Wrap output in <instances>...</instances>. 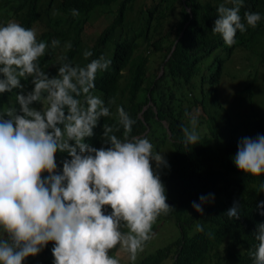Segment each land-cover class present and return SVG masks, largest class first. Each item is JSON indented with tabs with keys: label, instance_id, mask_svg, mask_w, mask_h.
<instances>
[{
	"label": "trees",
	"instance_id": "obj_1",
	"mask_svg": "<svg viewBox=\"0 0 264 264\" xmlns=\"http://www.w3.org/2000/svg\"><path fill=\"white\" fill-rule=\"evenodd\" d=\"M135 1L0 0V23L14 18L26 28L41 24L37 40L60 41L37 61L49 77L56 75L59 64L55 63L61 55L72 63L81 56L75 61L84 64L101 55L110 59L109 68L97 73L92 92L104 100L111 115L98 119L93 135L85 142L96 148L108 147L102 137L103 125L115 126L117 106H122L135 121L130 137L147 136L154 150L167 160L168 167L158 171L166 203L170 201L172 209L159 215L156 222L170 217L180 234L126 264H162L168 258L170 264H252L249 252H254L257 244L253 233L256 225L264 222L257 208V203L264 201V192L258 191L264 174L252 176L235 167L232 157L241 125L220 100L219 91L222 77L229 73L225 64L233 62L235 55L244 54L249 70L241 68L239 72L246 74L244 92L253 118L259 115L253 106L256 98L252 86L260 76L255 66L264 61V18L244 33L237 30L236 42L226 46L220 35L211 31L216 7L222 0H144L137 16L129 17ZM70 9H77L79 14L73 16ZM245 11L260 12L264 17V0H244L242 20ZM101 12L113 18L95 38L88 49L92 55L86 60L81 53L82 33L91 16ZM68 42L71 48L64 47ZM151 51L160 53L161 60L149 75ZM30 79L20 81L22 88L0 94V108L13 105L18 111L15 95L31 90ZM186 112L199 113L196 128L206 125L198 143L188 146L181 143V126L189 123ZM234 113L238 117L239 113ZM114 134L120 137L122 128ZM165 147L167 151L163 152ZM54 157H58L60 169L61 162L70 159L66 152H56ZM208 193H214V201L203 205V214L197 213L191 202H199L198 196ZM234 202L240 206V215L230 220L225 213ZM197 223L203 231H196ZM53 243L49 241L40 251L38 264H52ZM33 259L29 255L22 264H30Z\"/></svg>",
	"mask_w": 264,
	"mask_h": 264
},
{
	"label": "clouds",
	"instance_id": "obj_2",
	"mask_svg": "<svg viewBox=\"0 0 264 264\" xmlns=\"http://www.w3.org/2000/svg\"><path fill=\"white\" fill-rule=\"evenodd\" d=\"M243 4L222 0L216 7L211 31L226 46L236 42L237 30L244 33L264 18L260 12L245 11L242 20ZM70 12L79 14L77 9ZM59 44L58 39L37 40L35 29L15 21L0 23V94L22 88V79L30 77L32 84L31 90L16 93L18 111L13 105L0 108V264H22L29 255L34 258L30 264H38L49 241L54 242L52 264H120L110 255L117 246L134 262L152 238L157 217L172 209L158 171L168 167L167 160L147 136L130 137L135 121L122 106L116 109V125H103L108 147L85 142L98 119L111 115L92 89L97 73L112 61L101 55L86 64L76 63L75 57L72 63L61 55L56 75L49 77L37 61ZM64 47L71 48V43ZM91 55L90 50L83 52L86 60ZM33 102L41 107H33ZM186 115L189 126H181V143L188 146L200 140L199 113ZM121 128L118 137L114 133ZM236 147L232 161L238 170L264 174V134L242 137ZM56 152L70 157L61 162V169ZM258 191L264 192V182ZM214 198V193L201 194L191 207L203 214V205ZM262 205L264 201L257 203L260 215ZM225 215L238 218L240 206L234 202ZM196 231L203 226L197 223ZM253 235L257 244L249 252L252 264H264V222L256 225Z\"/></svg>",
	"mask_w": 264,
	"mask_h": 264
},
{
	"label": "rangeland",
	"instance_id": "obj_3",
	"mask_svg": "<svg viewBox=\"0 0 264 264\" xmlns=\"http://www.w3.org/2000/svg\"><path fill=\"white\" fill-rule=\"evenodd\" d=\"M143 2L144 0H136L134 2L131 10L132 12L128 14L129 17H131L132 15L133 17L137 16ZM111 18L113 17L106 15V13L103 12L95 13L94 15L91 16L89 24L85 27L82 33V42H83L81 45L82 54L86 49L88 50L92 46V44L95 41V38L102 31L105 25L110 22ZM11 21H15L18 23L20 20L13 19ZM33 29L36 30L37 37H39L38 34L42 29V25L38 24L36 25V27L34 26ZM147 50L146 53L148 52ZM159 54L160 53H156L153 51L149 53V55L151 56L147 65L149 75H151L152 72H155V69L161 60V56ZM76 57H80V56H76ZM234 57L235 58L233 59V62L225 64L226 69H228L229 73L226 72L222 77L221 88L219 91V98L222 101V103L229 109L231 115L235 116L236 120H239L237 121L241 125L239 127L240 129L239 138L245 136L255 137L258 133L263 134V128H264V110H263L264 109V104H263L264 103V61L258 63V65L255 66L259 70L260 76L259 79L254 83V86H252L253 95L256 98V102L253 106L255 112L259 114L256 117H261V119H257L256 117L253 118L254 112L250 109L249 100L244 92L245 83L243 82V78H245L246 74L239 72V69L241 68L242 69L245 68V71L249 70V68L247 67L248 61L244 60L245 59L244 54H237ZM209 61L210 59L208 58L206 59L205 63ZM124 73L125 71L123 72V74ZM241 74L243 75L242 78L240 77ZM126 76L127 75L125 73L124 78H126ZM124 78L121 79V83L125 82ZM14 89L15 88H13V90ZM33 107L39 109L41 105L38 103L36 105H33ZM235 111L239 113L238 117L234 113ZM164 124L166 125V123ZM187 126H189V123ZM205 126H206L205 123H203L201 126H198L196 128L198 135H201L205 132V130L203 129ZM166 151L167 148L165 147L163 149V152ZM178 233H179L178 228L173 224V222H171V220L169 221L165 220L157 223L152 238L149 240L148 243L145 244L143 251L138 253L137 256H140L141 253L146 254L148 252H151L155 248L157 249L160 246L167 244L171 240H174L178 235ZM110 255L119 258L120 264H125L128 261L127 253L121 251L119 249V246L110 250ZM170 263L171 260H169L168 258L164 261L163 264H170Z\"/></svg>",
	"mask_w": 264,
	"mask_h": 264
},
{
	"label": "water",
	"instance_id": "obj_4",
	"mask_svg": "<svg viewBox=\"0 0 264 264\" xmlns=\"http://www.w3.org/2000/svg\"><path fill=\"white\" fill-rule=\"evenodd\" d=\"M171 202H169V204H170Z\"/></svg>",
	"mask_w": 264,
	"mask_h": 264
}]
</instances>
